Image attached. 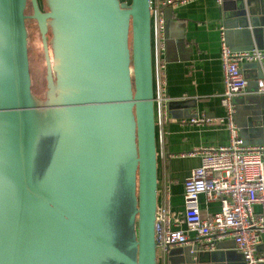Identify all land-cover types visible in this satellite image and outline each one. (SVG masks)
Wrapping results in <instances>:
<instances>
[{
  "label": "water",
  "instance_id": "1",
  "mask_svg": "<svg viewBox=\"0 0 264 264\" xmlns=\"http://www.w3.org/2000/svg\"><path fill=\"white\" fill-rule=\"evenodd\" d=\"M43 1L27 15L28 0H0V264H159L151 0ZM238 16L260 42L264 0L240 3ZM28 18L43 51L41 97ZM244 102L252 142L263 143L264 96ZM219 244L177 249L190 264L202 254L226 264L213 256Z\"/></svg>",
  "mask_w": 264,
  "mask_h": 264
},
{
  "label": "crops",
  "instance_id": "2",
  "mask_svg": "<svg viewBox=\"0 0 264 264\" xmlns=\"http://www.w3.org/2000/svg\"><path fill=\"white\" fill-rule=\"evenodd\" d=\"M245 1L223 0L219 4L217 0H190L169 7L161 5L162 0H151V7L157 8L158 16L164 21V44L160 56L164 80L163 105L167 115L161 129L157 130V202L158 205L167 203L176 216L184 209L183 181L200 164L199 156L192 152L201 147L227 146L230 141L225 123L226 109L221 104L224 86L220 26L224 28L230 48L257 45L264 49V38L259 42L246 27L238 25L239 20L244 21L238 14L240 3ZM244 65L242 71L248 83L245 91L232 100L234 121L242 126H237L242 140L248 138L249 144H254L247 119L239 108L249 97L264 96L257 92L258 81L264 80V62ZM203 118L209 121L195 122ZM198 203L202 217L220 209L219 200L207 201L204 194L199 195ZM253 211L259 212L260 206L255 204ZM173 228L183 229L184 224L179 223ZM177 248L172 251L170 259L168 252L165 254L163 264H190L193 258ZM257 254L264 255V242L258 246ZM213 256L216 260L225 259L226 264H244L230 239L220 242ZM195 264H209L207 256L202 254Z\"/></svg>",
  "mask_w": 264,
  "mask_h": 264
},
{
  "label": "built area",
  "instance_id": "3",
  "mask_svg": "<svg viewBox=\"0 0 264 264\" xmlns=\"http://www.w3.org/2000/svg\"><path fill=\"white\" fill-rule=\"evenodd\" d=\"M190 0H162L161 5L175 7ZM219 4L223 0H217ZM224 90L221 104L226 109L225 123L230 134L227 146L201 147L192 152L200 158V164L191 170L183 181L184 209L176 216L167 203L156 210V241L159 264L169 249L195 247L191 252L212 251L217 243L225 239L233 242L244 264L264 262V255L257 254L258 246L264 242V143L245 144L238 134L234 121L235 109L232 100L245 91L248 80L242 66L245 63L264 62V49L256 46L249 50H232L226 42L224 28L220 26ZM152 51L155 72L156 125L160 130L167 119L163 105L164 80L161 50L164 40V21L153 8ZM257 92L264 94V80L258 81ZM209 121L203 118L195 122ZM219 200L220 209L202 217L198 197ZM260 211L255 213L253 206ZM179 223L184 228H173ZM162 260V262H161Z\"/></svg>",
  "mask_w": 264,
  "mask_h": 264
},
{
  "label": "rangeland",
  "instance_id": "4",
  "mask_svg": "<svg viewBox=\"0 0 264 264\" xmlns=\"http://www.w3.org/2000/svg\"><path fill=\"white\" fill-rule=\"evenodd\" d=\"M128 2L129 0H123ZM30 73L32 78V91L37 97H41L45 87L44 59L41 54L39 38L33 27L30 28Z\"/></svg>",
  "mask_w": 264,
  "mask_h": 264
},
{
  "label": "flooded vegetation",
  "instance_id": "5",
  "mask_svg": "<svg viewBox=\"0 0 264 264\" xmlns=\"http://www.w3.org/2000/svg\"><path fill=\"white\" fill-rule=\"evenodd\" d=\"M37 2H38V5H39V7L41 9H43V10L46 9L43 0H37ZM26 14L27 15L32 14V8H31V2H30V0H28V2H27ZM25 24H26V28H27V31H28V59H29V68H30V48H29V46H30V42H31L30 41L31 40V38H30V33H31V29L30 28L31 27L34 28L35 33H36V36L39 38V43H40V49H41V51H42V46H41L40 35H39V32H38V28H37V24H36L35 20L28 18V19H26ZM47 38H49V35L48 34H47ZM41 54L43 56V51L41 52Z\"/></svg>",
  "mask_w": 264,
  "mask_h": 264
}]
</instances>
